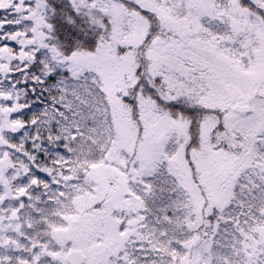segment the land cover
Listing matches in <instances>:
<instances>
[{
  "label": "snow or ice",
  "instance_id": "obj_1",
  "mask_svg": "<svg viewBox=\"0 0 264 264\" xmlns=\"http://www.w3.org/2000/svg\"><path fill=\"white\" fill-rule=\"evenodd\" d=\"M0 264H264V0H0Z\"/></svg>",
  "mask_w": 264,
  "mask_h": 264
}]
</instances>
